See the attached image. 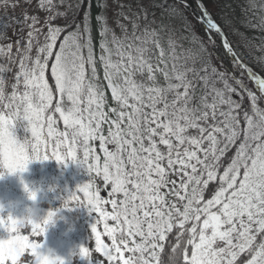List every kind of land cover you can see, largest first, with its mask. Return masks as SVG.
Wrapping results in <instances>:
<instances>
[{
  "label": "snow or ice",
  "instance_id": "obj_1",
  "mask_svg": "<svg viewBox=\"0 0 264 264\" xmlns=\"http://www.w3.org/2000/svg\"><path fill=\"white\" fill-rule=\"evenodd\" d=\"M26 3L36 14L0 23L4 165L23 172L54 158L102 177L108 199L90 179L77 190L86 202L72 192L65 207L98 214L91 233L108 264H264V0L237 5L244 31L221 0ZM46 223L32 233L43 236ZM16 226L0 216L11 233L0 264H18L25 250L49 264L42 242ZM79 254L103 264L88 247Z\"/></svg>",
  "mask_w": 264,
  "mask_h": 264
},
{
  "label": "rangeland",
  "instance_id": "obj_2",
  "mask_svg": "<svg viewBox=\"0 0 264 264\" xmlns=\"http://www.w3.org/2000/svg\"><path fill=\"white\" fill-rule=\"evenodd\" d=\"M20 4L23 5L22 7H16L15 9H12L9 7L7 10L0 7V23L4 22V18L6 16L15 18V17H22L25 12L27 14L32 15L36 14L31 7L26 3V0H19ZM33 4H35L36 0H32ZM71 2H75V0H71ZM225 3V2H224ZM234 8V6H233ZM214 10V9H213ZM218 11V9H215ZM227 10V9H226ZM240 20L239 13L235 11V20L234 22ZM19 27L17 24H11V26L7 29V34L9 37L14 38V32ZM15 65L12 66V72L6 73L8 79H7V85L5 88L6 95H10L12 91L11 85L14 83V72L16 71ZM22 91V86L20 88ZM107 95L108 91H107ZM110 97V96H109ZM5 103L8 101L5 100ZM4 110L3 105L0 104V111ZM23 124L18 123V137L23 141L24 139H31L30 133H25L23 131ZM60 127V126H59ZM63 129V126L60 127ZM106 131V126H105ZM94 146L96 148L97 154L101 155V158L103 159V153L100 152L99 148L97 147L96 142H94ZM112 147V146H109ZM78 158H82V149H78L77 152ZM32 160L28 163L27 169L23 172H19L16 174H6L3 177H0V204L5 205L6 211L3 213H0V215L6 216L8 214V211H11L13 215L19 216L21 212L23 211L24 207L27 205H31L33 202L29 198L28 193L24 189V185L27 184L31 189L35 190L37 192V203L40 206H59L60 205V198L57 196V193L55 190H52L50 186V175L56 176V168L46 170V164L48 163V160ZM51 161V160H50ZM70 165H73V171L75 173L77 184L81 185L83 183H88L90 179L94 182V188L90 189V191H100V195L104 199H108L107 195V189L108 187L104 184L102 181L101 185L96 184L95 182V173L92 174L91 177H89V174L87 172L86 167L81 166L77 163L70 162ZM66 169H69V167L66 165ZM103 193L105 195H103ZM110 210V205L105 206ZM98 214L92 213L89 217L88 222V229L90 234V243H91V250H92V260L93 261H103V264H108L106 257L103 256L102 252H97L95 247V237L94 234L91 233V226L95 222V219H98ZM98 231L101 232V239L105 244H110L109 238L104 234L103 232V223H100L98 225ZM18 234L22 236H27L30 242H42V246H49L52 244H55L54 246L56 248H53L51 251H54L57 255L61 256L63 259L67 256V254L70 253V247L67 245L66 241L60 238L56 231L50 227L49 225L46 228V231L43 236H36L31 231V226L27 225L19 229ZM8 232L3 228L0 227V238H7ZM59 243V244H58ZM58 244V245H57ZM44 252H47L45 250ZM127 255V253H126ZM69 256V255H68ZM27 258V259H25ZM81 258L79 251L75 253L74 259L72 260V263L70 264H83V261H79ZM34 258H31L30 250H25V252L22 254L20 261L18 264H33ZM65 264L66 261L64 259Z\"/></svg>",
  "mask_w": 264,
  "mask_h": 264
},
{
  "label": "trees",
  "instance_id": "obj_3",
  "mask_svg": "<svg viewBox=\"0 0 264 264\" xmlns=\"http://www.w3.org/2000/svg\"><path fill=\"white\" fill-rule=\"evenodd\" d=\"M222 3H232V5L235 8V11L239 13L240 20L236 21V25L238 28H240L241 31H244V28L241 25V21L245 19L243 14L241 13L240 7L237 5H243L246 3V0H221ZM213 13L217 10H213ZM250 35H260V33L255 32L249 33ZM50 84L54 86V81L50 79ZM108 94L110 96V91H108ZM58 116V114H57ZM59 126L62 127L63 123L62 121L59 122ZM97 144V147L99 148V142L95 141ZM100 150V149H99ZM101 152V150H100ZM102 153V152H101ZM51 160V161H50ZM48 160V163L46 164V170L48 166V170L55 169L57 175L53 177V175L48 176L50 180V186L52 190H55L57 193V196H59L61 202L60 205L55 206H40L43 212H47L49 209L53 210L55 212V216L53 218V223L49 224L50 227H52L57 235L66 241L67 245L70 247V253L67 254V256L64 258L67 264L72 263V260L74 259V255L76 251L78 252L81 247H88L91 254L92 259V250H91V243H90V234L88 229V222L89 217L92 213L89 212L87 207L81 206L77 207V202L72 201L69 203L68 207H65V201L67 200L68 196L74 192L81 198V203H85V198L82 192H78V185L75 177V173L73 171V165L69 164L70 162L60 163L54 158H51ZM66 165L69 167V169H66ZM102 177L95 176V182L98 185H101L102 183ZM107 195L110 191V187L107 186ZM103 195H105L103 193ZM111 223V221H109ZM59 244V243H58ZM57 244V245H58ZM55 244L49 245V246H42L40 251L44 252L45 250L49 251L53 248H56L54 246ZM69 255V256H68ZM162 259H167V249L165 253L162 254ZM79 261H83V264H89V260L87 258H84L81 256Z\"/></svg>",
  "mask_w": 264,
  "mask_h": 264
},
{
  "label": "clouds",
  "instance_id": "obj_4",
  "mask_svg": "<svg viewBox=\"0 0 264 264\" xmlns=\"http://www.w3.org/2000/svg\"><path fill=\"white\" fill-rule=\"evenodd\" d=\"M20 171H11L8 167H6L3 163V159L0 158V177H3L6 174H16ZM27 186V187H26ZM25 191L28 193L29 198L33 202L31 205H27L24 207L23 211L19 216L13 215L11 211H8V214L6 216H3L5 219L7 217L11 216L17 221V232H19V229L27 226V225H35V224H44L45 221H47L45 227L51 223H53V218L55 216V212L51 209H49L46 213L42 211L40 205L36 202L37 201V192L33 189H31L27 184L24 185ZM7 209L5 205L0 204V213L5 212ZM50 213L52 215H50ZM11 233L8 232L7 238H0V241H7L10 239ZM43 256H46L48 259L49 264H57V261L59 258H62L61 256L57 255L54 251H47L42 253Z\"/></svg>",
  "mask_w": 264,
  "mask_h": 264
}]
</instances>
